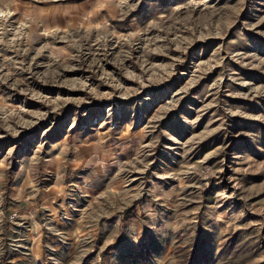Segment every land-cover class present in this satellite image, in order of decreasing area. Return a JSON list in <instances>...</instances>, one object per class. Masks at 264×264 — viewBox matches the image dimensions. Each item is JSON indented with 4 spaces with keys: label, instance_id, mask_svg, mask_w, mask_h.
I'll return each instance as SVG.
<instances>
[{
    "label": "rangeland",
    "instance_id": "1",
    "mask_svg": "<svg viewBox=\"0 0 264 264\" xmlns=\"http://www.w3.org/2000/svg\"><path fill=\"white\" fill-rule=\"evenodd\" d=\"M0 198V264H264V0H0Z\"/></svg>",
    "mask_w": 264,
    "mask_h": 264
},
{
    "label": "crops",
    "instance_id": "2",
    "mask_svg": "<svg viewBox=\"0 0 264 264\" xmlns=\"http://www.w3.org/2000/svg\"><path fill=\"white\" fill-rule=\"evenodd\" d=\"M101 168H103V166L101 167ZM74 176V175H73ZM72 176V181H71V183H74V182H76V181H78L81 185H84L85 183H86V181L87 180H89L90 181V179H92V180H96V188L98 187V185L97 184H99L100 186H99V188H104V183H103V179H101L102 178V176H99V175H83V174H80V175H75L74 177ZM118 176V177H117ZM90 178V179H89ZM112 178H113V180H115V181H119V175H112ZM27 181H29L27 184H28V187L24 190V192H28L27 190H28V188L31 186V183H32V179H33V176L32 175H28V177L26 176V178H25ZM23 186H25V183H22V184H20L16 189L18 190V189H20L21 187H23ZM27 186V185H26ZM95 188V189H96ZM87 190V189H86ZM88 190H91V189H88ZM60 193H61V191L60 192H56V195H58V196H60ZM26 194V193H25ZM11 196H9V202L7 203L6 202V208L9 210V215L10 214H12V213H16L17 211H18V209H16V207H12L11 208V210H10V207H9V205H10V201H11ZM9 207V208H8ZM13 211V212H12ZM12 212V213H11ZM20 212V211H19ZM26 212L27 211H25V212H23V211H21L20 212V215H18V217L19 218H25V217H27L28 215L26 214ZM18 213V212H17ZM29 213V212H28ZM11 222H13V221H11ZM10 222V223H11ZM10 223H8L7 221H6V224H5V227H4V230H5V233H7L8 234V231H9V224ZM12 229V228H11ZM5 253H8V251L7 252H5Z\"/></svg>",
    "mask_w": 264,
    "mask_h": 264
},
{
    "label": "trees",
    "instance_id": "3",
    "mask_svg": "<svg viewBox=\"0 0 264 264\" xmlns=\"http://www.w3.org/2000/svg\"><path fill=\"white\" fill-rule=\"evenodd\" d=\"M5 197H6V202L8 203L9 202V197H8V189L6 190V192H5ZM127 223H128V218L126 219V220H124V223H123V229L126 231L127 229ZM124 231V232H125ZM115 248H113V250H114ZM7 252V251H6ZM1 264H7V253H5V255H4V257H3V259H2V262H1Z\"/></svg>",
    "mask_w": 264,
    "mask_h": 264
},
{
    "label": "built area",
    "instance_id": "4",
    "mask_svg": "<svg viewBox=\"0 0 264 264\" xmlns=\"http://www.w3.org/2000/svg\"><path fill=\"white\" fill-rule=\"evenodd\" d=\"M3 200L0 198V214L2 213V209H3ZM16 218H18V213H13L11 216H10V220L13 221L15 220Z\"/></svg>",
    "mask_w": 264,
    "mask_h": 264
}]
</instances>
